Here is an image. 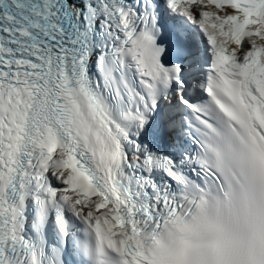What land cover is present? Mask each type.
I'll return each instance as SVG.
<instances>
[{
  "label": "snow or ice",
  "instance_id": "6c2138e0",
  "mask_svg": "<svg viewBox=\"0 0 264 264\" xmlns=\"http://www.w3.org/2000/svg\"><path fill=\"white\" fill-rule=\"evenodd\" d=\"M0 264H264V0H0Z\"/></svg>",
  "mask_w": 264,
  "mask_h": 264
}]
</instances>
